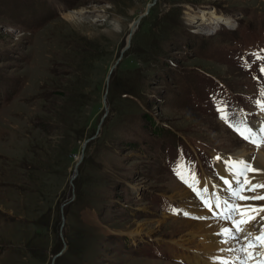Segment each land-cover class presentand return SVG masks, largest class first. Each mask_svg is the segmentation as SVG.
<instances>
[{"label":"rangeland","instance_id":"rangeland-1","mask_svg":"<svg viewBox=\"0 0 264 264\" xmlns=\"http://www.w3.org/2000/svg\"><path fill=\"white\" fill-rule=\"evenodd\" d=\"M261 66L264 0H0V264H172L175 243L196 250L192 219L172 217L196 197L170 173L199 179L195 156L264 147L229 126L247 94L262 100Z\"/></svg>","mask_w":264,"mask_h":264},{"label":"snow or ice","instance_id":"snow-or-ice-1","mask_svg":"<svg viewBox=\"0 0 264 264\" xmlns=\"http://www.w3.org/2000/svg\"><path fill=\"white\" fill-rule=\"evenodd\" d=\"M260 71L264 73V66H261ZM260 95L264 97V90H261ZM256 105L260 112L264 113V103L257 100ZM221 118L227 121L225 115L222 114ZM240 124L242 127L236 123H229V126L255 148L264 146V123L259 128H254L245 118ZM225 168L229 173V176L223 178L228 194L226 198L215 191L209 193L206 187L198 190L196 185L199 181L195 179V173L191 174L195 183H189L183 176L180 179L197 196L202 206L212 213L214 219L225 222L227 225L218 233L220 237L218 242L228 247L221 248L219 251L232 255L231 258L217 257L215 264H250L253 261L255 264H264V215H262L264 204L247 203L248 201H264V183H253L256 180L254 173L264 170L253 167L249 161L232 158H227ZM246 193H252V195ZM173 211L177 212L176 209ZM183 214L189 215L186 211Z\"/></svg>","mask_w":264,"mask_h":264},{"label":"bare ground","instance_id":"bare-ground-1","mask_svg":"<svg viewBox=\"0 0 264 264\" xmlns=\"http://www.w3.org/2000/svg\"><path fill=\"white\" fill-rule=\"evenodd\" d=\"M212 19L215 23H217V21L218 22L222 21L220 17L214 14L212 15ZM215 19L217 21H215ZM228 28L231 30V27H228ZM245 154L246 153L244 150L240 151V156H243ZM230 158L235 160L237 156H233ZM246 161L251 162L250 160H246ZM251 163L253 164V167L264 170V147H262L256 152L255 157ZM220 175L221 177L224 178V177L229 176V173L228 171H225V172H221ZM254 175H256V180L253 181V183H256V182L264 183V171H261L259 173H254ZM175 184L177 186L179 185L177 183ZM196 186L200 187L201 189L203 188V184L201 182H199ZM260 204H264V201L260 202ZM187 212L189 213V215L187 216L191 218L192 221L184 220L185 222L182 223L183 232H186V235L188 237L184 240L185 242L188 241V243H193L194 246L197 247L196 248L197 251L195 249L188 247L187 245L175 243V245H177L179 249L181 250V253L177 255V257L180 256L184 262H186L187 260L189 264H215L213 260H216L217 257L223 256V257L228 258L227 252L222 253L221 251H219V249L226 248V247L218 248L219 246H221V243L218 242L219 236L216 233L219 230H221L222 227L227 226L226 223L220 220H217V219L216 220L210 219V217L208 216L209 214L200 208L198 209L191 208ZM262 215H264V213H262ZM165 216L170 217L169 215H166V214ZM197 234L199 235L203 234L200 236H203L205 241H200L202 239H199L196 236ZM193 237H195V239ZM190 250H192V255L187 257L189 255ZM204 257H207V259H204Z\"/></svg>","mask_w":264,"mask_h":264},{"label":"water","instance_id":"water-1","mask_svg":"<svg viewBox=\"0 0 264 264\" xmlns=\"http://www.w3.org/2000/svg\"><path fill=\"white\" fill-rule=\"evenodd\" d=\"M131 32L128 33V36H130ZM128 47V39H127V42H126V45L124 46V48L121 50V53L126 50ZM108 79V75L106 77V81ZM61 254V251H59L58 253H56L53 257H52V261H54L57 257H59V255Z\"/></svg>","mask_w":264,"mask_h":264},{"label":"trees","instance_id":"trees-1","mask_svg":"<svg viewBox=\"0 0 264 264\" xmlns=\"http://www.w3.org/2000/svg\"><path fill=\"white\" fill-rule=\"evenodd\" d=\"M154 134L152 133V136H153ZM88 227H87V229H90V230H92V231H97L98 229H101V227L100 226H98V225H96V224H94V225H92V224H90V225H87Z\"/></svg>","mask_w":264,"mask_h":264}]
</instances>
